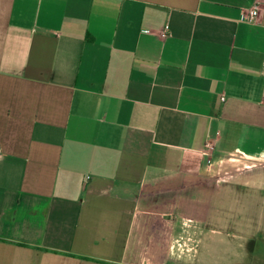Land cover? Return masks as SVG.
I'll return each instance as SVG.
<instances>
[{
	"label": "crops",
	"instance_id": "obj_1",
	"mask_svg": "<svg viewBox=\"0 0 264 264\" xmlns=\"http://www.w3.org/2000/svg\"><path fill=\"white\" fill-rule=\"evenodd\" d=\"M260 170L264 0H0V264L195 263Z\"/></svg>",
	"mask_w": 264,
	"mask_h": 264
},
{
	"label": "rangeland",
	"instance_id": "obj_2",
	"mask_svg": "<svg viewBox=\"0 0 264 264\" xmlns=\"http://www.w3.org/2000/svg\"><path fill=\"white\" fill-rule=\"evenodd\" d=\"M232 172V174L225 175V171H216L213 172V176L217 177V180L223 176L225 180L238 177L239 172L234 170ZM242 180L247 184L237 185L235 195L232 196L235 199L232 201L233 219L226 221L222 219L224 217H220L216 211H213L215 233L213 234L212 253L205 251L203 244L202 252H208L209 255L203 253L197 262L185 264H264V170L253 174L245 172L236 181L241 183ZM229 216L226 218L228 219ZM176 240L177 237L167 239L169 241L167 247L171 246L172 249V246H177L179 242L183 245L181 239L179 242ZM160 256L158 254L157 258Z\"/></svg>",
	"mask_w": 264,
	"mask_h": 264
},
{
	"label": "built area",
	"instance_id": "obj_3",
	"mask_svg": "<svg viewBox=\"0 0 264 264\" xmlns=\"http://www.w3.org/2000/svg\"><path fill=\"white\" fill-rule=\"evenodd\" d=\"M259 18L260 8L258 7V5H255L253 8L243 13L242 15V20L251 24H257L259 22Z\"/></svg>",
	"mask_w": 264,
	"mask_h": 264
}]
</instances>
